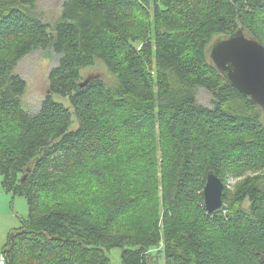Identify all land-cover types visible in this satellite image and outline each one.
I'll return each mask as SVG.
<instances>
[{
	"label": "trees",
	"instance_id": "trees-1",
	"mask_svg": "<svg viewBox=\"0 0 264 264\" xmlns=\"http://www.w3.org/2000/svg\"><path fill=\"white\" fill-rule=\"evenodd\" d=\"M35 1L0 0L1 186L28 206L9 263L112 264L120 248L121 264H149L162 242L165 264H264L263 111L209 58L238 28L264 45V0H63L52 25ZM35 47L57 62L32 112L14 70ZM98 59L115 81L81 84ZM211 169L224 186L252 174L217 214Z\"/></svg>",
	"mask_w": 264,
	"mask_h": 264
},
{
	"label": "rangeland",
	"instance_id": "rangeland-1",
	"mask_svg": "<svg viewBox=\"0 0 264 264\" xmlns=\"http://www.w3.org/2000/svg\"><path fill=\"white\" fill-rule=\"evenodd\" d=\"M63 0H36L38 11L42 13L44 21L52 25L60 14L61 4ZM262 17V15H261ZM264 19V18H261ZM264 24V22L262 23ZM215 39V38H214ZM57 62V55L50 48H33L29 53L23 56L16 64L15 73H18L26 81V88L22 95V105L28 111H36L42 99L48 90V73L52 66ZM81 82L89 79H101L107 84L115 81L111 72L108 71L106 65L101 60H95L93 65L84 67L80 71ZM198 99L204 105H210L212 96L203 89L198 90ZM56 101L61 102L64 106L70 107L67 97L54 96ZM72 122L69 129H75L78 126L75 115L72 113ZM264 123V115H263ZM252 174L246 175L250 177ZM243 178H227L224 188L230 192L231 199L238 197L237 187ZM0 175V264L3 263V250L7 247L8 235L10 232L18 228L21 221L28 214V206L23 196L13 195L4 191L1 186ZM237 191V192H236ZM160 193V192H159ZM160 196V195H159ZM161 203V202H160ZM232 206L233 202L230 203ZM244 208H248V201L243 203ZM191 205V204H190ZM161 207V205H159ZM144 210V207L141 208ZM195 212V211H194ZM223 212L224 209H223ZM150 216H142V219H148ZM159 225L161 226V236L164 233L163 215L160 217ZM121 249L113 248L108 252L112 264H121ZM149 264H165V256L163 251V243L149 250Z\"/></svg>",
	"mask_w": 264,
	"mask_h": 264
},
{
	"label": "water",
	"instance_id": "water-1",
	"mask_svg": "<svg viewBox=\"0 0 264 264\" xmlns=\"http://www.w3.org/2000/svg\"><path fill=\"white\" fill-rule=\"evenodd\" d=\"M209 58L224 77L245 96H248L263 111L264 115V45L256 38L246 35L242 28L231 34L216 37L209 46ZM87 80L81 84H85ZM48 93V90H47ZM203 204L210 214L223 211L224 183L215 170H209L202 189ZM9 245L3 250V263H9ZM264 262V255L260 258Z\"/></svg>",
	"mask_w": 264,
	"mask_h": 264
}]
</instances>
